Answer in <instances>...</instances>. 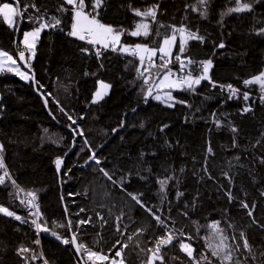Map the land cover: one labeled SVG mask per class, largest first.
Segmentation results:
<instances>
[{"label": "trees", "instance_id": "16d2710c", "mask_svg": "<svg viewBox=\"0 0 264 264\" xmlns=\"http://www.w3.org/2000/svg\"><path fill=\"white\" fill-rule=\"evenodd\" d=\"M4 3L20 7L21 15L13 28L0 19V51L18 62L24 52L33 75L25 82L0 74V176L8 173L0 207L14 213L0 212V264L42 257L78 264L73 236L83 258L122 250L126 264H264V107L246 114L207 83L171 92L172 106L157 103L168 71L119 54L137 44L158 51L184 28L203 40L179 42L169 67L196 75L210 60L216 84L264 95L259 83H245L264 73V0H103L95 12V0H84L85 13L122 33L120 52L100 56L69 35L75 9L64 0ZM244 3L250 8L230 11ZM151 8L155 19L135 15ZM53 17L61 21L55 27ZM40 24L49 26L32 62L24 34ZM138 24L148 25L147 36L131 35ZM102 84L110 94L97 101ZM169 233L162 260L154 257ZM181 243L193 247V260Z\"/></svg>", "mask_w": 264, "mask_h": 264}, {"label": "snow or ice", "instance_id": "6c2138e0", "mask_svg": "<svg viewBox=\"0 0 264 264\" xmlns=\"http://www.w3.org/2000/svg\"><path fill=\"white\" fill-rule=\"evenodd\" d=\"M102 2H103V0H95V4L93 5V12H95V9L97 7H99ZM201 2L204 3V2H206V0H201ZM17 3H18V0H17ZM65 3L68 5H72L73 8L75 9L76 23H74L72 25V31L69 33V35L77 36L81 40L86 39V37H91L90 39H88V41H87L88 43H90V44L103 43L105 47L109 46V43H108L109 41L113 45L117 44L120 41V36L122 35V33H115L114 34L112 27L106 26L102 23H99V21L95 18V15H91V18H90V14L85 13V11H84V8H85L84 0H65ZM249 8H250V5L248 3H244V4H241L240 6H238L236 8L230 9V11L241 12V11H244V10L249 9ZM63 10L67 11V9H63ZM134 12H135V15H137V16H145V17L151 16L153 19L156 18L155 8L148 9L144 12H141L140 10H134ZM16 14H17L16 8H14L11 4L4 3L2 6H0V16H3V19L5 21H7L10 26L13 25V23H14L13 16ZM52 20H53V22L51 24L52 27H55L56 25L60 24V22H61L59 19H56L55 17H53ZM48 26L49 25H47V24H40V26L35 31L28 32V33L24 34L25 45L28 49H34V47H35L34 43L28 42V38L30 36L34 37V38L38 37L39 32L43 28L48 27ZM141 29H143V33H141ZM177 31L179 33H181V39L183 40L184 39L183 34L185 32V29L179 28V29H177ZM141 34H143L144 36H147L149 34L148 25L138 24L136 26V30L131 33V35H133V36H138ZM187 37H188V39H193V40H196V39L203 40V37L198 36L194 32H188ZM175 39H176L175 35L171 36L170 38L164 39L163 44L165 46H168V48L166 49L165 47H160L158 49V51L163 53L165 56L171 57V42L175 41ZM219 47L223 48L224 44L221 43L219 45ZM112 50L115 51L116 50L115 47H113ZM123 50L128 51V46H124ZM135 50H139L141 52L149 53L150 54L148 56L149 61H151V57L154 56L157 52V49H151V48H148L146 45H141V44L135 45ZM179 51L183 52L184 51L183 47H181L179 49ZM32 55L34 56L35 53L32 52ZM0 57H5L6 60L11 62V64H13V65L16 63V61L13 60L12 56L8 55V53L5 51H0ZM19 59L24 60V52H20ZM140 59H141V62L143 63L144 57L141 56ZM175 59L180 60V56H176ZM189 63H191V60H189ZM211 66H212V62L210 60L205 62L202 65V67H203V74L202 75L198 76L195 79H193L189 75L187 78L180 81V83L185 84L189 89L193 88V85L194 84L198 85L202 79H209V77L207 76V73H208V70ZM161 67H164V65H161ZM183 67H184V65L182 64L181 68H183ZM0 70H3L2 65H0ZM8 70L12 71L11 68H9ZM17 74H19L22 79H29L28 75L24 72H20L19 69H17ZM169 75H171L170 72L164 76V80H167ZM245 83L246 84L259 83L261 88L264 89V73H262L260 76L255 77L254 80L245 81ZM102 87L107 89L108 87H110V85L102 84ZM229 88H231V86H229ZM235 92H236V90L232 89L233 95H235ZM149 95H151L150 89H149ZM96 97H97V100H99V99L103 98V95L101 92H97ZM248 98H249L248 94L244 93V99L247 100ZM155 99L159 100L160 96H156ZM94 102H96V101H94ZM169 106H171V105H169ZM69 119H71V117H69ZM73 123H75V121H73ZM233 130L235 131V129H233ZM73 132L74 133L77 132V129H73ZM79 134L82 136L83 131L80 130ZM85 143H86V141H85ZM0 150H2V145H0ZM91 159L95 160L96 163L100 162L99 159L96 158L94 152L91 155ZM55 163H56L57 169H59L61 164H62V160L60 158H57ZM3 167H4L3 161H2V159H0V168H3ZM102 171H103V169H102ZM7 175H8V173H7V171H5L4 176H7ZM105 175H108V174L105 172ZM4 176H0V184L4 183ZM109 179H111V177H109ZM13 183H15V181H13ZM164 183H165V181H161V186H163ZM29 195L33 196V199H35V196L32 193H29ZM133 199H136V197L133 196ZM137 202L140 203L139 200ZM142 207H145V206L142 204ZM244 207H248V205L245 204ZM37 211H38V209H37ZM147 211H149L151 213L150 208H148ZM0 212H3L9 216L14 215L13 212H9L8 209L3 208V207H0ZM32 214L36 215V213H32ZM152 215L155 217V219L158 222H160L163 225V221L160 220L159 216H156L155 213H152ZM249 215H251V213H249ZM15 218L17 220L21 219L20 216H16ZM32 223L35 224L38 229L41 227V225L38 224L36 222V220H33ZM80 223H86V221H80ZM213 227H216V225H213ZM44 231H48V229L44 228ZM172 240H173V235L171 233H169L166 237L162 236L158 240L156 249L153 252V256L162 260V257L158 256V253L160 252V246L170 244L172 242ZM72 242L75 243V236L72 237ZM63 243L68 244L69 240L65 239L63 241ZM180 246L183 250H185L187 252L189 257L192 256L193 250L191 249V247L189 245L181 243ZM79 247H83V245H79L78 249H79ZM124 247H127V245H124ZM244 247H249L247 240L244 241ZM20 251L25 252V251H28V249L22 248ZM212 254L217 255V251L214 250ZM116 255L119 256V255H121V253L117 252ZM88 257L89 258L96 257L97 259H100V260L107 259V257L98 256V254L96 252H91V251L88 252ZM224 259L231 260V255L227 254L224 257ZM113 264H116V262L113 261ZM120 264H123V261H121Z\"/></svg>", "mask_w": 264, "mask_h": 264}, {"label": "built area", "instance_id": "2783aa9c", "mask_svg": "<svg viewBox=\"0 0 264 264\" xmlns=\"http://www.w3.org/2000/svg\"><path fill=\"white\" fill-rule=\"evenodd\" d=\"M90 38L91 37H86V39H84L83 42L85 44L89 45L90 47H92V52L95 53L96 55H101L103 52L104 53L114 52L112 49H113V47H115V49H116L117 44H118L117 43V44L113 45L109 49H101V48L95 46L94 44L88 43L87 41ZM122 57L123 58L136 59L139 57V52H138V50H135V48H131L128 51L123 52ZM170 61H171V57L165 56L163 58L152 59L151 61H146L144 63H146L147 65H150L152 67H155V68L166 70V71H168V73L170 72L171 75L174 78H176L177 84L181 87V89L187 87L185 84L180 83V81L187 78L190 74H188L186 72V69H181L179 71V70L174 69L173 67H169L168 64ZM161 65H164V67H161ZM202 65H201V67L198 70V73L196 75H190L193 79H195L198 76L203 74ZM207 76L209 77V79H202L200 81V83H207V84L211 85L212 89H219L221 92H226L228 94V96H227L228 100L230 102H233V103H240L247 114H253L258 107H264V95L258 96V95L248 94L249 98L247 100H245L244 99V92L233 87L232 85H228V86L218 85L215 82H213L212 78L209 76L208 73H207ZM229 86H231V88H229ZM232 89L236 90L235 95H233ZM191 249L193 250L192 256L189 257L187 252L181 248L182 252L186 255V257L193 260L195 252H194V249L192 247H191ZM98 256L107 257V259L100 260V259H97L96 257L89 258L87 255L83 258L84 259L83 263H78V264H113V261H115L116 264H120L121 261H123V264H126L123 253H121V255H119V256L114 254V256H111V257L107 256V255H103V254H98ZM33 264H51V263L46 258L42 257L40 259L34 260Z\"/></svg>", "mask_w": 264, "mask_h": 264}, {"label": "rangeland", "instance_id": "374dc122", "mask_svg": "<svg viewBox=\"0 0 264 264\" xmlns=\"http://www.w3.org/2000/svg\"><path fill=\"white\" fill-rule=\"evenodd\" d=\"M13 7H14V6H13ZM14 8H16V7H14ZM16 10H17V9H16ZM17 11H19V9H18ZM17 15H18V14H17ZM17 15H14V16H13V20H14L13 25H16V23H17ZM0 18H1V16H0ZM90 18H91V17H90ZM5 23L7 24V22H5ZM74 23H76V20H75V19H74ZM7 25H8V24H7ZM8 26H9V25H8ZM10 27H11V26H10ZM43 30H44V28L39 32L38 37H35V38H34V37H31V36H30V37L28 38V42H29V43H34V44H35L34 49H28V48L26 47V45H25V40L23 41L25 47L27 48V52H28L29 59H30L32 62L35 61V58H36V46H37V44H38L39 38H40V36H41ZM34 31H35V30H34ZM31 32H33V31H31ZM27 33H28V32H27ZM187 34H188V33L184 32V34H183L184 39H183V40L181 39V33H180L179 36H176V35H175V36H176L175 41H172V42H171V56L175 54V52H176V47H177V44H178L179 42H180L183 46H185L190 40H192V39H188ZM74 38H75L76 40H81V39H79L77 36H74ZM108 43L111 44L110 41H109ZM97 44L100 45V46H104L103 43H95L94 45H97ZM163 47H165L166 49L168 48V46H165V45H163ZM32 52L35 53L34 56L32 55ZM139 52H140V53H139V58H140L141 56H143V57H144V61H149V59H148V56L150 55L149 53H145V52H141V51H139ZM157 57H159V58H163V57H165V55H164L163 53L157 51L156 54H155L154 56L151 57V59H152V58H157ZM12 58H13V57H12ZM13 60L16 61V63H15L14 65L11 64V62L7 61L5 57H0V65H2V68H3V70H0V74H3V73H9V74L12 75L13 77L19 78V79H21V80H23V81H25V82H29V81L31 80L30 74H29V73H28V72H27V71L21 66V64H20L16 59L13 58ZM9 68H11L12 71H9V70H8ZM17 69H19L20 72H24V73H26V74L28 75L29 79H22L21 76H20L19 74H17ZM210 70H211V69L209 68L208 71L210 72ZM199 84H200V83H199ZM199 84H198V85H199ZM194 85H195V84H194ZM180 89H181V87L177 84L176 78H174L172 75H169L167 80H164V78H163V79L160 81V83L158 84V86H157V92H159V90L179 91ZM110 90H111L110 87H108L107 89H105V88H103L102 85H101L99 92L102 93L103 98H102V99H99V100L96 99V100H97V101H101V100H103L104 98H106V97L110 94ZM156 96H160V99H159V100L155 99ZM154 100H155L157 103H161V104H164V105H166V106H169V105L172 106V104L174 103V97H173V95H172L171 92H169V93L166 92V93H162V94L158 93V94H156V95L154 96ZM192 248H193V247H192ZM181 251H182V250H181ZM194 252H195V250H194ZM183 254H184V253H183ZM194 257H195V254H194Z\"/></svg>", "mask_w": 264, "mask_h": 264}, {"label": "water", "instance_id": "95a60500", "mask_svg": "<svg viewBox=\"0 0 264 264\" xmlns=\"http://www.w3.org/2000/svg\"><path fill=\"white\" fill-rule=\"evenodd\" d=\"M19 15H21V8L19 7V11H18ZM21 25H20V28L18 30V38H17V44L19 43V41L21 40V36H22V28H23V21L21 20ZM19 63L24 67V69L30 74V75H33L30 67H29V64H28V58H27V55L24 54V60H19ZM34 83L36 84V80L34 79ZM169 93V92H174V91H170V90H159V93L162 94V93ZM74 151V147L72 149V151L70 153H73ZM68 157V156H67ZM63 166H64V162L62 161V164L60 166V168L58 169L59 173L62 172V169H63ZM78 243L77 241L75 240V243H74V250H75V253L77 255V258L78 260L82 263V255H81V252H80V249H78Z\"/></svg>", "mask_w": 264, "mask_h": 264}, {"label": "bare ground", "instance_id": "6f19581e", "mask_svg": "<svg viewBox=\"0 0 264 264\" xmlns=\"http://www.w3.org/2000/svg\"><path fill=\"white\" fill-rule=\"evenodd\" d=\"M19 8V7H18ZM95 46H97V45H95ZM113 45H111L110 47H108V48H101V47H99V46H97V47H99V48H101V49H109V48H111ZM131 49V48H130ZM129 50V49H128ZM91 51H92V47H91ZM114 52H117V53H119L120 51H119V42H118V44H117V47H116V50L114 51ZM123 52H126V51H121L119 54L120 55H122V53ZM138 52H139V50H138ZM104 53V52H103ZM109 53V52H108ZM140 53V52H139ZM95 54V53H94ZM98 56H100V55H98ZM139 62H140V64L141 65H143V66H150V65H147L146 63H144V62H146V61H143V63L141 62V59L138 57V58H136ZM200 67H201V65H200ZM200 67H199V69H200ZM208 74H209V71H208ZM209 76H210V74H209ZM211 77V76H210ZM226 97L228 96V94L226 93V92H222ZM258 96H261V95H258ZM244 112H245V110H244ZM246 113V112H245ZM247 114V113H246ZM76 240V239H75ZM78 243V242H77ZM79 245V244H78ZM73 248H74V243H73ZM79 249H80V247H79ZM81 252V251H80ZM117 252H120V253H122L123 251L122 250H119V251H117ZM116 252V253H117ZM115 253V254H116ZM82 255V254H81ZM114 256V255H113ZM191 260V259H190ZM83 261H84V259H83V257H82V263H83ZM78 263H81L80 261L78 262Z\"/></svg>", "mask_w": 264, "mask_h": 264}, {"label": "crops", "instance_id": "0c3cea01", "mask_svg": "<svg viewBox=\"0 0 264 264\" xmlns=\"http://www.w3.org/2000/svg\"><path fill=\"white\" fill-rule=\"evenodd\" d=\"M65 1V0H64ZM17 11V10H16ZM17 14H18V12H17ZM16 14V15H17ZM0 19H2L4 22H7V21H5L4 19H3V16H1V18ZM7 24H8V22H7ZM9 25V24H8ZM10 26V25H9ZM11 27L13 28V27H15V25H11ZM72 36V35H71ZM73 38H74V36H72ZM75 39V38H74ZM82 41V40H81ZM111 45H113V44H109V46L108 47H110ZM97 46H99V47H101V48H108V47H105V46H100V45H98L97 44Z\"/></svg>", "mask_w": 264, "mask_h": 264}]
</instances>
